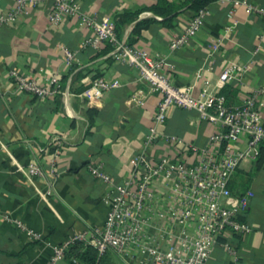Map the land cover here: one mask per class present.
Segmentation results:
<instances>
[{"label":"crops","instance_id":"crops-1","mask_svg":"<svg viewBox=\"0 0 264 264\" xmlns=\"http://www.w3.org/2000/svg\"><path fill=\"white\" fill-rule=\"evenodd\" d=\"M243 1L264 6V0H215L205 7L204 25L186 46L169 48L186 26L191 16L188 11L179 13L171 27L159 22L151 24L132 45L166 55L174 65L172 82L190 87L194 94L202 89L217 94L224 85L219 81L220 73L226 66H234L239 70L228 83L238 90L239 103L253 89L264 86V39L259 40L263 20L246 13ZM155 2L79 0V6L97 19L140 10L122 26L118 38L127 42L137 20L154 16L149 8ZM14 3L15 0H0L4 10ZM49 9L47 3L29 6L14 24L0 25V264H46L53 246L73 234L102 225L106 207L101 197L106 187L88 173L86 164H101L116 182L127 179L159 98L139 80L134 68L109 55L110 45L83 47L92 30L79 25L77 17L51 25L47 18ZM61 45L75 54L70 64L65 62ZM10 69L30 74L41 85L51 75H57L61 92L45 98L18 92L8 77ZM97 77L115 79L119 84L100 97L87 99L84 91ZM131 96H140L143 103L130 102ZM257 102L264 122V97ZM88 109L96 111L91 122ZM160 130L164 135L178 136L205 148L216 127L199 119L194 110L171 107ZM52 136L61 137L63 148L56 160L55 190L41 199L38 190L46 188L49 178L46 159H42L44 177H27L20 168L36 159L35 146H45ZM178 149L160 140L147 153L158 160L178 155ZM253 161L247 160L238 168L249 173L244 192L251 191L253 196L249 198L245 219L252 231L241 237H227L237 251L238 264H264V165L254 171ZM4 216L42 232L44 241H32ZM114 257L108 254L109 264H114ZM57 264L68 263L63 258ZM208 264L232 263L222 246L216 244Z\"/></svg>","mask_w":264,"mask_h":264},{"label":"built area","instance_id":"built-area-1","mask_svg":"<svg viewBox=\"0 0 264 264\" xmlns=\"http://www.w3.org/2000/svg\"><path fill=\"white\" fill-rule=\"evenodd\" d=\"M46 3L50 4L47 18L51 25H58L67 17H77L79 25L92 30L83 47L97 49L110 45L109 55L134 68L139 80L159 95L151 124L143 136L142 148L132 160L127 179L116 182L101 164H86L88 173L106 187L101 197L106 207L102 225L73 234L53 246L46 264H57L64 258L67 247L76 241L93 247L99 255L111 253L123 264H208L213 247L219 244L231 263L238 264L237 251L227 237H241L252 231L250 224L239 217L247 211L253 193L246 191L235 195L227 184L243 162L255 159L260 144H264V122L257 102L259 97H264V86L253 89L241 102L233 105H227L223 96L205 89L194 94L190 87H179L172 82L174 65L166 55L119 39L113 17L105 15L97 19L90 16L80 9L79 0H15L8 10L0 6V25L14 24L20 14L27 12V7ZM242 3L246 13L262 18L259 40H263L264 6L247 1ZM234 4L238 2L234 1ZM205 16V7L191 15L183 30L169 44L170 50L189 44L204 25ZM60 47L65 62L74 61V52L63 45ZM236 69L226 66L219 75L220 83L226 84L235 78L239 70ZM8 77L16 91L37 98L61 92L57 75H51L45 85L17 69H10ZM118 84L115 79L97 77L84 91V96L87 99L100 97ZM130 102L142 104L143 100L140 96H131ZM171 107L194 110L199 119L216 127L207 147L201 148L161 132ZM160 140L178 147V155L152 159L147 151ZM241 141L243 145H240ZM62 148L61 137L52 136L45 146L36 145L38 157L20 168L27 177H44L42 159H46L49 178L46 188L38 190L41 199L55 190L56 160ZM4 217L32 241H44L42 232L28 228L18 219Z\"/></svg>","mask_w":264,"mask_h":264},{"label":"trees","instance_id":"trees-1","mask_svg":"<svg viewBox=\"0 0 264 264\" xmlns=\"http://www.w3.org/2000/svg\"><path fill=\"white\" fill-rule=\"evenodd\" d=\"M213 1L215 0H156V2L149 8V10L153 13L154 16L160 17V20H157L154 16L137 20L130 31L127 43L129 45H132L139 38L141 31L147 29L151 24L155 22H159L161 25L166 27H171L174 18L179 13L188 11L190 15H193L198 10L206 7ZM139 11L140 10H136L133 12L124 11L123 13L114 17L117 37H120L123 24L133 19V17L137 16ZM237 93L238 90L229 83L224 84L218 92L219 95L224 97L225 103L227 105H233L236 103ZM87 112L90 116L89 119L91 122L92 115L96 111L93 109H88ZM263 165L264 144L261 143L258 148L256 157L253 161L254 171H259ZM249 181V173L237 169L235 171V174L228 180L227 185L230 191L233 192V194L240 195L248 188ZM246 213L247 212H245V214H243L239 218L246 221ZM108 254L111 253L107 252L99 255L93 247L84 245L83 243L76 241L67 247L63 257L66 259L68 264H76L73 260H76L79 264H109Z\"/></svg>","mask_w":264,"mask_h":264},{"label":"rangeland","instance_id":"rangeland-1","mask_svg":"<svg viewBox=\"0 0 264 264\" xmlns=\"http://www.w3.org/2000/svg\"><path fill=\"white\" fill-rule=\"evenodd\" d=\"M114 264H123L117 257L113 258Z\"/></svg>","mask_w":264,"mask_h":264}]
</instances>
